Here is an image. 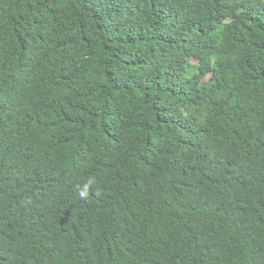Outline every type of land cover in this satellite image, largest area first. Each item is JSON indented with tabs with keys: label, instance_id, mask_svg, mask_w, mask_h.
<instances>
[{
	"label": "trees",
	"instance_id": "obj_1",
	"mask_svg": "<svg viewBox=\"0 0 264 264\" xmlns=\"http://www.w3.org/2000/svg\"><path fill=\"white\" fill-rule=\"evenodd\" d=\"M0 264H264V0H0Z\"/></svg>",
	"mask_w": 264,
	"mask_h": 264
},
{
	"label": "clouds",
	"instance_id": "obj_2",
	"mask_svg": "<svg viewBox=\"0 0 264 264\" xmlns=\"http://www.w3.org/2000/svg\"><path fill=\"white\" fill-rule=\"evenodd\" d=\"M95 183V178H90L88 179L87 183H85L83 185V187H79L77 188V194L79 196L80 199L84 200L87 199L90 195V186L93 185Z\"/></svg>",
	"mask_w": 264,
	"mask_h": 264
},
{
	"label": "rangeland",
	"instance_id": "obj_3",
	"mask_svg": "<svg viewBox=\"0 0 264 264\" xmlns=\"http://www.w3.org/2000/svg\"><path fill=\"white\" fill-rule=\"evenodd\" d=\"M193 62L195 63V61L193 60Z\"/></svg>",
	"mask_w": 264,
	"mask_h": 264
}]
</instances>
